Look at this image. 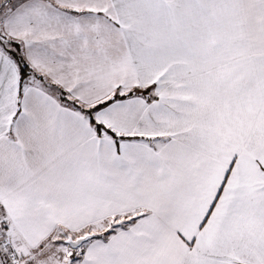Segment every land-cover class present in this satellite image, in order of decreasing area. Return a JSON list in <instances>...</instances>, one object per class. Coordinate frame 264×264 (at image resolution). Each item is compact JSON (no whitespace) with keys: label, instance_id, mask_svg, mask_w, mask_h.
<instances>
[{"label":"snow or ice","instance_id":"6c2138e0","mask_svg":"<svg viewBox=\"0 0 264 264\" xmlns=\"http://www.w3.org/2000/svg\"><path fill=\"white\" fill-rule=\"evenodd\" d=\"M0 264H264V0H0Z\"/></svg>","mask_w":264,"mask_h":264}]
</instances>
